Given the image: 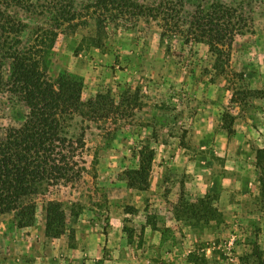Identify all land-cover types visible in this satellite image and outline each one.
<instances>
[{"label": "rangeland", "instance_id": "1", "mask_svg": "<svg viewBox=\"0 0 264 264\" xmlns=\"http://www.w3.org/2000/svg\"><path fill=\"white\" fill-rule=\"evenodd\" d=\"M21 1L0 8L25 41L55 32L45 77L79 76L82 105L51 156L67 177L33 197V224L0 217V264H264V0ZM213 5L215 49L202 30ZM58 11L77 17L58 26ZM26 116L4 92L0 128ZM141 151L146 190L128 185ZM51 201L66 214L59 238L44 234Z\"/></svg>", "mask_w": 264, "mask_h": 264}, {"label": "trees", "instance_id": "2", "mask_svg": "<svg viewBox=\"0 0 264 264\" xmlns=\"http://www.w3.org/2000/svg\"><path fill=\"white\" fill-rule=\"evenodd\" d=\"M14 2L23 5L21 0ZM212 8L213 15L207 18L202 30L207 32L209 42L215 49L216 43L220 44L223 38L220 37V25L214 20L222 15L216 16L220 13V7L213 5ZM144 15L145 12L136 14ZM76 17L75 11H58L53 22L61 26L74 21ZM25 33L26 25L14 20L0 8V99L4 92H8L27 110L22 126L5 130L0 128V217L12 214L20 228L31 226L34 222L33 197L43 187L50 186V182L57 183L67 177V168L51 156L69 142L66 121L82 105L83 88V80L66 71L59 73L54 80L45 77L47 62L44 58L53 46L55 32L38 28L35 39L30 42L25 41ZM48 35L53 37L49 39ZM3 60L8 61L9 70L6 73L3 71ZM95 103L88 102L89 105ZM227 118L224 114L223 121L227 124L225 130L231 135L233 120L229 118L226 122ZM56 155L59 153L56 152ZM262 157L264 149L257 150L256 161L260 162ZM152 160V151L148 154L141 151L139 167L128 179L130 187L138 190L148 188ZM45 212V236L59 238L65 232L66 222L62 205L51 201L46 205Z\"/></svg>", "mask_w": 264, "mask_h": 264}, {"label": "crops", "instance_id": "3", "mask_svg": "<svg viewBox=\"0 0 264 264\" xmlns=\"http://www.w3.org/2000/svg\"><path fill=\"white\" fill-rule=\"evenodd\" d=\"M228 193V194H227ZM233 193V191H228V192H224V194H227V195H231ZM222 198H223V196H222ZM229 198V197H228ZM234 207H238L239 209H241L242 207H243V205L242 204H240V205H233ZM261 221H263L262 219H261ZM264 224H261V226H263ZM263 234V235H262ZM260 237H262V239H263V241H264V231H262V233H261V235H260Z\"/></svg>", "mask_w": 264, "mask_h": 264}]
</instances>
